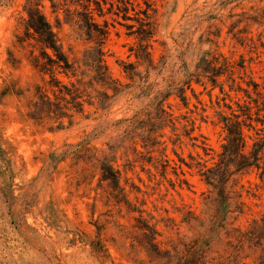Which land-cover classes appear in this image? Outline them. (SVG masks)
<instances>
[{"label": "rangeland", "instance_id": "obj_1", "mask_svg": "<svg viewBox=\"0 0 264 264\" xmlns=\"http://www.w3.org/2000/svg\"><path fill=\"white\" fill-rule=\"evenodd\" d=\"M33 1L85 82L102 48L116 83L80 86L93 102L83 113L35 117L36 88H48L50 77L34 67V48L18 42L28 0H0V264H264V175L234 173L221 191L201 175L226 143L220 87L234 108L252 82L264 93V0H148L151 65L137 63L138 23L109 5L101 2L103 17L94 11L106 36L89 40L63 9ZM130 63L133 80L124 72ZM182 87L187 105L176 95ZM158 93L172 94L164 107L179 118L175 131L155 132L149 121ZM185 118L194 126L185 129ZM244 134L249 157L257 136ZM104 163L119 172V188L101 180Z\"/></svg>", "mask_w": 264, "mask_h": 264}, {"label": "trees", "instance_id": "obj_2", "mask_svg": "<svg viewBox=\"0 0 264 264\" xmlns=\"http://www.w3.org/2000/svg\"><path fill=\"white\" fill-rule=\"evenodd\" d=\"M50 2L54 12L58 11V9H63L66 12V23L78 24L89 40L103 39L107 34V31L99 28L94 18V11H98V15L101 17L105 15L102 3L110 6L108 8L109 13L122 14L124 20L136 21L138 23L136 32L138 33L140 42L139 48L144 49V54L135 53L137 63L139 65L152 64L151 54L147 51L148 47H150L148 41L153 37V30L151 28L152 15L150 13L152 4L148 0L144 2L146 5L144 9L140 3H137L138 10H136V6L132 0H50ZM27 3L25 11L28 16L23 19L24 35L18 37V42L21 45L27 44L34 48V50H31L34 67L41 74L49 75L50 77L48 88L45 86H37L36 88L37 99L34 102L35 117L38 116L37 118H39V116L46 115L48 117L64 118L72 117L71 111L83 113L85 102L89 105H93V102L90 100V96L88 100H84L83 90H81L80 86L84 87V91H86L87 87H92L95 84L104 86L109 81L116 83L108 73V67L103 60L104 54L102 48L98 49L100 57L97 65L93 68L94 74L91 76L89 82H85V73L80 72L81 68L79 66L76 67L69 60V56L64 52L52 24L39 8V3H35L33 0H28ZM92 4L96 5V7L93 8ZM71 6H75L76 9L72 11ZM78 8L81 10H78ZM114 8L117 9L116 12ZM130 11H133L135 16H130ZM141 14H143V17L140 16ZM57 22L59 25L61 24L59 19H57ZM128 27L133 29L136 26L133 24ZM143 42H146V44ZM36 49L39 54H35ZM135 68L136 66L132 63L124 66V72L131 80L136 75ZM57 72L66 75L68 78L71 76L75 77L76 83L72 82L71 87H67L58 78ZM86 76L88 75L86 74ZM210 81L213 87H217L216 79L212 78ZM190 83V81L187 83L188 88L192 89ZM196 83H200V81L196 80ZM252 83V90L242 89L246 93L247 99L243 100L242 103L240 101L235 102L236 108L233 107V103H227V98L230 99L231 97L225 92L223 87H220V91L225 97L217 101V113L220 116V123L223 124L227 132L226 143L222 145V152L217 155V159H215L212 167L202 164L201 174L204 177L205 183L214 190H223L229 177L234 173L245 172L255 168L264 175V141L260 137V132L264 128H257V125H253L255 121L264 126V93L260 91L258 84ZM49 92L53 97L50 96ZM185 92L186 89L182 87L176 95L182 100L184 105H187L188 98ZM171 95V93L164 95L163 93H158L150 103L149 121L156 126L155 132L168 126L172 127L173 131H175L174 128H176L179 118L164 107L165 101ZM230 101L233 102L232 99ZM185 119L188 123L182 125L185 129L189 124L194 126L195 120ZM244 127L255 130L257 136L254 137V150L249 157L242 153L246 145ZM164 143L162 142V144ZM173 144L175 143L173 142ZM203 149L208 155L207 149ZM101 180L107 182L114 189L120 186V174L109 163L102 164Z\"/></svg>", "mask_w": 264, "mask_h": 264}]
</instances>
